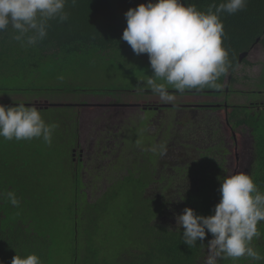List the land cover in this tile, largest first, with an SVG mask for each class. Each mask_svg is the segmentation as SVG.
I'll list each match as a JSON object with an SVG mask.
<instances>
[{
	"label": "rangeland",
	"instance_id": "rangeland-1",
	"mask_svg": "<svg viewBox=\"0 0 264 264\" xmlns=\"http://www.w3.org/2000/svg\"><path fill=\"white\" fill-rule=\"evenodd\" d=\"M114 59L115 55L107 62L98 54L85 61L81 57L68 61L53 57L33 72L13 71L0 77V104L38 102L45 122L58 125L50 145L42 138L9 141L0 137V159L17 156L33 163L45 187L40 192L51 195L59 212L49 233L56 240L53 264H104V260L106 264L120 251L131 250L135 242L145 238L139 227L142 214L150 205L156 213L153 225L174 232L182 230L176 216L186 207L194 209L190 196L198 193L203 182L211 186L220 167L227 177L239 171L236 159L243 149L245 155L249 154L250 165L253 163L263 173L259 163L253 162L258 143H264L261 45L255 46L246 58L247 64L236 72L250 78L236 85L237 94L229 98L223 93L218 98L211 94L174 95L171 102L173 106H199L227 101L248 107L242 111L259 114L250 127L229 123L225 110L193 107L185 114L176 110L158 114L145 111L143 107L156 102V98L163 102L147 85L140 87L152 75L147 54L123 60L121 65L112 62ZM169 91L176 90L169 86ZM142 98L146 99L140 102ZM70 105L83 106H78V111ZM161 145L167 149L164 155L160 154ZM77 159L82 164L80 177L84 184V190L79 185L80 204L76 202L73 178ZM205 190L197 200L205 198ZM84 193L86 197L82 196ZM99 199L96 205L86 203ZM74 202L76 211L83 212L81 219L75 215ZM74 249L78 250L76 255ZM209 254L207 249L205 260Z\"/></svg>",
	"mask_w": 264,
	"mask_h": 264
},
{
	"label": "trees",
	"instance_id": "trees-1",
	"mask_svg": "<svg viewBox=\"0 0 264 264\" xmlns=\"http://www.w3.org/2000/svg\"><path fill=\"white\" fill-rule=\"evenodd\" d=\"M152 2L155 3L156 0H152ZM182 2L195 4L198 10L207 12L210 5L218 6L220 3H225L226 0H182ZM141 3L147 4L148 0H77L75 5L72 0H67L65 11L68 13V20L64 23L58 22V19L50 20L47 36L32 46L27 45L26 42L15 40L14 36L17 33L9 27L0 32V77L11 74L13 71L18 73L33 72L44 67L46 60L53 57L55 60L64 58L66 61L81 57L85 61L90 56L98 54L101 59L108 62L115 55L117 59L112 62H117L118 65H121L123 60L141 58L146 54L137 56L127 42L121 39L127 26L125 12ZM213 11H215L214 8ZM220 19L224 24L223 47L228 50L230 67L227 73L216 81L219 87H210L209 90L205 87L201 91L211 95H222L223 93L229 98L239 92L238 89H235L236 85L250 79L247 76H238L236 73L240 66L247 64L246 59L240 62V56L250 52L257 45L258 40V45L264 48V0H248L244 9L232 15L222 12ZM53 52H55L53 57H49ZM226 79H228V84L225 86ZM69 91L67 90V92ZM217 91L220 93L217 94ZM171 93L184 95L190 91H185L182 94L177 91ZM227 104L233 109L229 116L230 122H235L236 126H253L251 122L256 121L259 114L250 115V113L242 111V109H249L248 107L231 105L228 102ZM73 107L76 108V106ZM76 109L79 111L78 108ZM78 116L79 113L77 119ZM256 154L257 162L263 173L256 166L252 178L259 191L263 193L264 143H258ZM81 168L82 164L78 159L73 170V178L76 181V202H79L81 194L80 184L84 190V184L80 177ZM200 188L197 194L190 196L191 204L198 215H212L215 205L218 204L216 196H214L213 190L208 188V185L205 187L202 185ZM40 189H45V187L39 181L38 174L33 169V163L17 156L0 159V193L13 191L20 201L19 207H15L7 200L6 196H0V264H11V260L16 254L21 257L36 254L43 264H53L56 240L49 233L52 221L59 212L54 208L51 195L43 194ZM204 189H206L205 198L197 200L196 198L203 197ZM82 196L86 197V194L84 193ZM101 199L93 204L86 203L87 205H96ZM147 201L153 204L152 201L148 199ZM207 201H210V204H207ZM152 207L150 205V208L145 210L140 221L139 231L144 234V240L135 242L131 250L120 251L112 261L106 260V264H200L204 245L212 235L207 234L202 244L198 240L195 247L189 248L183 243V229L174 232L163 226L152 224L156 216ZM75 208H78L76 203ZM82 213L81 210L79 213L75 209V215H79L78 219H81ZM258 229L261 233L260 240L254 238L252 246L261 256H264V224ZM74 250L76 255L78 250ZM94 251L98 252L97 249ZM217 264H264V259L256 261L246 256L235 260L219 258Z\"/></svg>",
	"mask_w": 264,
	"mask_h": 264
},
{
	"label": "clouds",
	"instance_id": "clouds-1",
	"mask_svg": "<svg viewBox=\"0 0 264 264\" xmlns=\"http://www.w3.org/2000/svg\"><path fill=\"white\" fill-rule=\"evenodd\" d=\"M77 0H72L75 5ZM248 0H226L210 5L207 12L195 4L182 0H148L125 12L126 28L121 39L139 56L147 54L152 75L140 85H147L165 102L175 99L169 86L179 93L219 87L218 78L230 67L228 50L223 47L225 29L220 14H235ZM67 0H0V32L9 27L16 32L14 39L36 45L47 36L49 21L68 20ZM213 8L215 11H213ZM57 124H48L35 106L0 104V137L6 140H32L42 138L52 143ZM156 149H153L155 151ZM166 146H160L164 155ZM221 198L214 214L198 215L186 207L176 216L183 229L182 238L189 248L197 241L212 235L208 242L209 256L205 264H217L218 258L233 260L250 257L256 261L264 256L252 246L261 233L258 224L264 222V193H261L251 175L238 173L225 178L220 185ZM15 207L20 201L15 192L0 193ZM11 264H43L36 254L21 257L16 254Z\"/></svg>",
	"mask_w": 264,
	"mask_h": 264
},
{
	"label": "flooded vegetation",
	"instance_id": "flooded-vegetation-1",
	"mask_svg": "<svg viewBox=\"0 0 264 264\" xmlns=\"http://www.w3.org/2000/svg\"><path fill=\"white\" fill-rule=\"evenodd\" d=\"M219 93H217V94H219ZM187 94L203 95L205 93H202L201 91H190V93H187ZM213 95H215V94H213ZM215 96L218 98L219 96H221V94L215 95ZM144 99H146V98H142L140 100V102L145 101ZM155 101L156 102L153 101L152 104L145 105L143 107V110H145V111L149 110L150 112L156 111L155 114H158V112H168L169 113L172 110L182 111L185 114V112L187 110H194L193 107H199V108H202L203 110H206V111H216V110L222 111V110H225L227 112L226 113L227 120H228L229 123H231L229 121V116L232 113V110L233 109L231 108V106H229L227 104V102H224L223 104L222 103L221 104L219 103V104H213V105L201 104L199 106H195V105L192 106V105H188V104H182V106H176V105L173 106V104L171 102H164L163 100H162L163 102L159 103V100L157 98L155 99ZM199 108H197V109H199ZM251 108H253V107H251ZM186 113H188V112H186ZM244 146L246 148V143H244ZM80 157H81V155H80ZM248 157H249V154L245 155V152H244V149H243L242 152H241V154L238 155L237 156V159H236L237 162H238L237 163V166H238L239 171L232 172V175L243 172V173H247V174L251 175L252 177L254 176L253 175V172L256 169V167L254 168L252 166L253 163H251V165H250V163L248 162ZM79 159L81 160V158H79ZM255 160L257 161V154H255L253 162ZM77 161H78V159H77ZM246 162H248V164H246ZM243 164H244V166H243ZM219 171H220L219 172V176L216 179H214V180L211 181V186H208L209 189L213 190V194H214V196H216L215 197L216 200H218L219 197L221 196V194L219 192V188H220L221 182L225 179V177L227 178V173H224L223 174V170L221 169V167L219 168ZM214 177H215V175H214ZM212 183H214V185H212ZM203 185L206 186V185H208V183H203ZM262 224H264V222H260L258 224V227H260ZM212 238L213 237L211 236L210 239L208 240V242ZM258 240H260V238ZM208 242H207V244H208ZM207 244L204 245L205 248H203V250H202V256L200 258V264H205V262L207 260V259L206 260L204 259L205 258L204 256L207 254V249H208V245ZM218 260H219V258L217 259V261Z\"/></svg>",
	"mask_w": 264,
	"mask_h": 264
},
{
	"label": "water",
	"instance_id": "water-1",
	"mask_svg": "<svg viewBox=\"0 0 264 264\" xmlns=\"http://www.w3.org/2000/svg\"><path fill=\"white\" fill-rule=\"evenodd\" d=\"M256 44L258 45L259 44V40L256 42ZM257 45H255V46H257ZM255 46H254V48H255ZM253 48V49H254ZM252 49V50H253ZM252 50L250 51V52H246V53H243L241 56H240V62H242L243 61V59H246L249 55H250V53L252 52ZM48 103V102H47ZM3 105H8V104H3ZM26 106H35V107H37L38 108V102H35V103H27V104H25ZM41 106V105H40ZM46 106L48 107V106H50L49 104H46Z\"/></svg>",
	"mask_w": 264,
	"mask_h": 264
},
{
	"label": "crops",
	"instance_id": "crops-1",
	"mask_svg": "<svg viewBox=\"0 0 264 264\" xmlns=\"http://www.w3.org/2000/svg\"><path fill=\"white\" fill-rule=\"evenodd\" d=\"M44 101H46V100H44ZM47 102V101H46ZM86 105V104H85ZM70 106H76V108H78L79 109V107H80V109H81V106H83V105H70ZM79 106V107H78ZM77 121H78V119H77Z\"/></svg>",
	"mask_w": 264,
	"mask_h": 264
}]
</instances>
